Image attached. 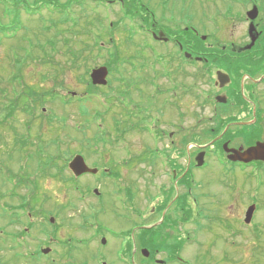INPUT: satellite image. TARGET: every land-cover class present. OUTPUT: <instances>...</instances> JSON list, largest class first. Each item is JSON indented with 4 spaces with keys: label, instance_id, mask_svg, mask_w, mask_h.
<instances>
[{
    "label": "rangeland",
    "instance_id": "374dc122",
    "mask_svg": "<svg viewBox=\"0 0 264 264\" xmlns=\"http://www.w3.org/2000/svg\"><path fill=\"white\" fill-rule=\"evenodd\" d=\"M58 1L66 4L68 0ZM140 1L156 12L163 1L170 4L181 0ZM188 1L195 7V4L198 6L202 2L212 0ZM18 2L19 0H0V119L3 121L0 126V156L5 155L4 151L9 152L15 141L11 150L12 161L6 166L13 168L16 174L14 183L30 181L33 193L27 188L29 186H19L18 191L20 194H33V205L37 213L40 208L51 211V216L55 217L54 225L61 226V219L55 216L53 209L54 201L57 200L59 205L66 204L73 209H66V223L57 235L60 241L70 243L69 245H28L26 248L18 245L19 242L15 245H3L5 239L2 237L0 264H139V260L133 261L131 253L126 252L122 242L116 239V235L125 227L133 226L128 222L126 226L122 216L126 213L125 209L119 202H114L113 208L111 199L98 202L93 192L97 188L101 193H112L116 196L119 191L110 184L91 180L102 175L96 178L87 177V181H81L80 188L91 189V194L87 192L86 198H79L81 193L74 190L78 187V182H70L69 178L73 177V174L67 165L71 157L81 154L91 165H107L105 167L111 168L116 175L121 173L123 178L128 177L132 182L130 185L139 191L138 182H150L148 170L142 178L143 166L136 164L138 161L135 159L138 157H133L138 155L135 154L138 151L132 150L133 162H129L130 165H126L124 161L129 158L127 146H135V150H138L145 145L152 146V142L147 134L140 133L136 127L128 128L129 132L123 135V129H116L114 121H120L122 128L127 125L126 118L122 117L124 106L120 99L123 91L118 88L120 84L117 78L119 80L129 68L132 70L131 65L134 63L135 66L143 63V59L136 55L143 49L147 51V44L142 46L144 41L150 40L149 43L153 44L155 50L161 48L146 36L145 28L151 26L152 15L140 4L137 16L131 18L126 16L119 3L81 0V5L72 7L66 14V22L63 21L64 15L52 8L44 9L38 16L25 14L24 9H20L21 18L13 22L9 11L14 10ZM194 12L198 13L197 10ZM168 20L171 23L176 21L173 18ZM143 21L145 25L141 28ZM201 21L199 16L195 15L192 23L195 22L198 26L202 24ZM117 23L119 25L111 36L107 32L108 28ZM200 29L207 35L212 31L206 32L204 24ZM99 37L101 38L98 41ZM95 39L101 41L103 49H94L95 58L89 62L92 67L90 70L102 66L116 50L120 52L121 59L114 68L111 84L108 87L94 85L95 89L88 93L91 85L90 74L87 76L84 69L80 70L81 61L75 68L71 54L82 52L87 49L86 45L93 46ZM209 43L213 41L210 40ZM86 55L87 53L85 57ZM130 61L133 64H129ZM17 73L20 75L18 82H11L12 76ZM30 89L43 99V104L38 102L36 105L34 116L18 110L13 114L14 117L4 120V109L10 104L5 103L10 102L12 97H18L19 93L29 92ZM26 97L22 96L23 99ZM67 99H71L72 103L67 105ZM13 102L14 100L11 103ZM21 108L19 106V109ZM43 108L46 111H43ZM132 123L136 121H132L130 125H133ZM154 124L155 122H151L147 129L154 131ZM192 124L195 125L196 122ZM145 125L146 122L143 126ZM209 137H195L198 140L194 141V145L208 143L212 139ZM96 147L98 149H95ZM209 172L210 170L204 171L208 175L203 178L200 187L194 185L190 199L194 202L197 198L200 202L202 193L208 192L214 194L218 203L233 190L237 193L239 203L236 200L235 206L233 202L229 210L232 216L243 219L242 225L236 224L238 218L225 219L228 215L227 211L223 212V208L216 209L215 213L219 217L215 216L213 225L204 224L200 231L194 226V243L189 246L186 254L183 253L184 258L190 260L191 264H264V169H242L236 166L233 175H229L225 169L217 176H212ZM1 174L0 171V176ZM117 187L119 188V185ZM38 199H41L40 202H37ZM254 200L260 205L254 214L256 227L245 229L247 227H244V212L249 204L255 203ZM36 205L40 208H36ZM115 209L121 218L117 216ZM92 211L98 218L96 226L103 231L101 236L96 233L95 227H79L83 223L80 216L89 215ZM40 218L39 216L36 219ZM2 223L3 218L0 217V225ZM44 225L50 232L54 229L49 223ZM208 225L210 226L205 229ZM43 228L40 224L39 232ZM255 230H259L261 234ZM207 231L210 233H206ZM32 235L34 236V232ZM104 237L107 245L102 244ZM36 242L40 243L41 240ZM47 247L51 252L44 255L41 249Z\"/></svg>",
    "mask_w": 264,
    "mask_h": 264
},
{
    "label": "flooded vegetation",
    "instance_id": "af4514ba",
    "mask_svg": "<svg viewBox=\"0 0 264 264\" xmlns=\"http://www.w3.org/2000/svg\"><path fill=\"white\" fill-rule=\"evenodd\" d=\"M115 2H120L123 8L144 5L152 14V24L145 28L146 36L161 47L155 50L150 40L144 41L142 46L147 44V51L143 49L136 55L143 63L139 66L134 63L132 70L129 68L119 80L117 78L118 88L123 91L120 99L124 106L122 117L126 118L127 125L122 128L120 122L114 126L119 131L123 129V135L129 132L128 128L136 127L140 133L147 134L153 144L138 150L135 146H127L129 158L124 162L130 165L132 158L138 157L136 164L143 166L141 177L144 178L148 170L150 182H138L139 191L130 185L132 182L128 177L123 178L121 173L116 175L111 168L105 167L107 165H91L85 156L87 164L99 172L70 181L78 182L74 190L81 193L79 198H86L87 192L91 194V189L80 188L81 181H87V177L102 175L91 180L110 184L119 191L115 196L101 193L97 188L93 190L98 202L111 199L113 208L114 202H119L125 209L122 216L126 226L127 222L133 226L125 227L115 235L125 251L131 253L133 261L138 259L139 264H191L184 254L194 243L193 228L200 231L204 224L213 225L215 216L219 217L216 209L223 208L228 215L225 219L238 218L236 224L242 225L243 219L232 216L229 210L233 202L235 206L236 200L239 203L233 190L218 203L214 194L208 192L202 193L200 202L190 198L194 185L200 187L203 178H207L204 171L210 170L209 174L217 176L225 169L233 175L236 166L242 165L227 160L224 144L247 149L264 141V0H212L195 4V7L188 0L170 4L163 1L156 12L140 0ZM195 15L206 25V32H213L202 33V24L192 23ZM171 18L176 20L175 23L169 22ZM144 25L143 21L141 28ZM154 35L161 40L154 39ZM210 40L213 43H209ZM128 63L133 64L132 61ZM114 72L115 69L109 71V85ZM132 121L136 123L130 125ZM151 122H155L154 131L147 129ZM224 123H227L224 130L228 128L221 135L217 132ZM206 136L213 138L208 143L194 145L195 137ZM13 144L9 152L4 151L5 155L0 156V217L3 218L0 238L5 239L3 245L17 242L26 248L28 245H69L60 241L57 235L66 223V209L73 208L54 201L53 209L55 216L61 219V226L54 225L55 217L51 216V211L36 205L40 208L37 213L33 194L18 191L19 186H29L27 188L33 193L30 181L14 183L16 174L13 168L6 166L12 161ZM132 150L138 151L135 153L138 155L132 157ZM198 155L204 157L201 166ZM248 166L262 167L264 162L255 161ZM100 209L103 211V206ZM93 213L81 215V222L97 225L98 218ZM116 214L121 218L117 211ZM254 219L252 227L256 226ZM45 223L54 227L52 232L46 229ZM40 224L44 228L39 232ZM149 226L151 228H147ZM96 233L101 236L103 231L98 227ZM40 240V243L36 242ZM151 245H154V251Z\"/></svg>",
    "mask_w": 264,
    "mask_h": 264
},
{
    "label": "trees",
    "instance_id": "16d2710c",
    "mask_svg": "<svg viewBox=\"0 0 264 264\" xmlns=\"http://www.w3.org/2000/svg\"><path fill=\"white\" fill-rule=\"evenodd\" d=\"M99 1L107 2V0H99ZM76 5H81V0H68L66 4H62L58 0H32V2H28V1L23 2V1L19 0L17 7L14 10H10L9 13L12 15L13 22H17L21 18L20 9H24L25 14H28L31 16H34V15L38 16V14L39 15L42 14V11L44 9H51L52 8L56 12H58L59 14L64 15L65 17L63 16V21L66 22L68 20V18L66 17V14L72 9V7H74ZM124 11L126 13V16L135 18V16H137V13H138V8L130 7L128 9H125ZM148 13H150V12H148ZM148 23H149L148 25H150V22H148ZM118 25H119L118 23L110 25L108 28V31H107L108 34H110L112 36L113 33L115 32V30L117 29ZM100 38L101 37L97 38L98 41ZM97 39L94 40L95 44L93 46L86 45L87 49L82 50V52H80V53H72L71 54L72 55L71 60L73 61L75 68H77L78 62L81 61L80 70L84 69L85 70L84 73L87 76L90 74V71H91L90 69L92 68L89 66V62L94 61V58H95V57H93L94 49H99V50L103 49L102 45L100 44L101 41L98 42ZM84 51H85V53H87L86 57H85ZM120 59H121L120 52L118 50H116L114 54H111V58L109 60H107L104 63V65H107L109 67V69L112 70L115 68V66L117 65V63L119 62ZM19 77H20V75H19V73H17L14 75V77L12 76L10 81L17 83L19 80ZM90 84H91V81H90ZM89 86H90L89 87V93H91L93 88L95 89V87L92 84ZM2 92H4V90H2ZM18 95H19L18 97H14V98L12 97L10 102L8 101L5 103V105H7L8 103H10V104L8 107H6L7 110L4 109L6 111L4 120H6L10 117H14L13 114L15 112H17L18 110H21L22 112L29 114V115H34L33 112H34V109H35L36 105L38 104V102H41L43 104L42 96H40L38 93L34 92L32 89H30L29 92H27V93L22 92V93H19ZM23 95H25L27 97L25 99H23L22 98ZM13 100H14V102L11 103ZM19 100H20V104H18ZM41 103H40V105H41ZM32 104L34 105L33 107H32ZM19 106L22 108L19 109ZM2 124H3V121L0 119V126ZM117 124L118 123L115 122V125H117ZM226 125H227V123H224L220 127V129L218 130L217 133H222V131ZM209 138H211V136ZM212 138H213V136H212ZM196 140H198V139L194 138V141H196ZM248 140H250V139H248ZM220 148H221V146H220ZM242 166H244V165H242ZM263 167L264 166L257 167V168L258 169H264ZM151 247H152L151 250L154 251V245H151Z\"/></svg>",
    "mask_w": 264,
    "mask_h": 264
},
{
    "label": "water",
    "instance_id": "95a60500",
    "mask_svg": "<svg viewBox=\"0 0 264 264\" xmlns=\"http://www.w3.org/2000/svg\"><path fill=\"white\" fill-rule=\"evenodd\" d=\"M154 38L157 40H161V38L154 35ZM109 70L107 67L102 66L99 68H96L91 73V80L93 85L96 86H106L108 84V77ZM224 151L228 154V160L232 162H240L244 164H249L254 161H262L264 162V142H257L254 146H251L247 149H244L243 147L240 149H234L229 148L228 144L226 143L224 145ZM198 165H203L204 163V157L203 155H199L197 157ZM70 170L74 173L75 176H82L86 173H92L96 174L98 172L97 169H91L86 164L85 159L81 155H77L74 157V159L69 164ZM256 210V206H251L246 214V223H250L253 217V214ZM53 222V219H52ZM103 243L105 244L106 241L103 240ZM50 249H44L42 252L44 254H49ZM105 264V263H104Z\"/></svg>",
    "mask_w": 264,
    "mask_h": 264
}]
</instances>
